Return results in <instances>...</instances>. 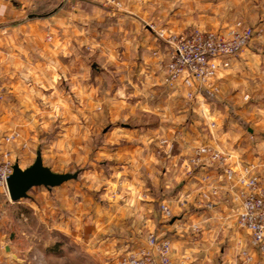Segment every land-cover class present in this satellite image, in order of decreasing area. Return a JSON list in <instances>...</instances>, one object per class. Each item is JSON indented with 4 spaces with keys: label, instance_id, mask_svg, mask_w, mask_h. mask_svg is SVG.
I'll return each mask as SVG.
<instances>
[{
    "label": "rangeland",
    "instance_id": "rangeland-1",
    "mask_svg": "<svg viewBox=\"0 0 264 264\" xmlns=\"http://www.w3.org/2000/svg\"><path fill=\"white\" fill-rule=\"evenodd\" d=\"M211 2L196 10L202 24L177 30L151 25L147 60L136 57L138 49L131 61L125 58L127 35L119 33L70 34V49L28 48L16 52L22 53L19 61L14 50L2 61L0 50V139L20 134L5 149L22 168L40 152L54 172L78 173L57 187H34L17 202L0 188V264L19 263L18 255L23 264H117L126 252L145 247L151 233L169 237L174 259L187 264H226L237 255V240L247 232L234 219L217 222L223 211L201 204L200 180L214 168L206 156L198 166L193 159L209 145L240 162L264 160V0ZM206 15L212 16V28ZM238 24L251 28L252 37L237 54L221 57L230 65L220 66L214 79L190 88L168 84L170 36L199 29L230 38ZM61 37L49 34L46 41ZM95 41L105 49H95ZM113 45L116 49L109 48ZM111 52L115 69L109 59L98 62L99 54ZM239 59L243 66L225 85ZM216 87L215 95L207 94ZM174 102L198 110L179 114ZM147 197L155 227L144 234L131 220ZM163 205L171 208V218ZM134 233L137 240L131 242Z\"/></svg>",
    "mask_w": 264,
    "mask_h": 264
},
{
    "label": "built area",
    "instance_id": "built-area-1",
    "mask_svg": "<svg viewBox=\"0 0 264 264\" xmlns=\"http://www.w3.org/2000/svg\"><path fill=\"white\" fill-rule=\"evenodd\" d=\"M165 34L164 30L160 32L163 38ZM252 34L251 28L241 30L239 24L230 38L199 29L173 34L168 39V84L175 87L183 83L190 88L196 82L209 83L220 66L230 65L229 61L222 63L221 57L240 52ZM217 90L216 87L206 92L213 96ZM193 95V91L189 92V97ZM19 138V133L11 132L0 139V188L7 192L15 160L4 144L18 142ZM195 152L193 163L196 166L206 156L208 165L214 168L200 180L201 204L210 211L222 210V216L216 217L217 222L225 224L227 220L234 219L233 222L248 235L237 240V255L226 264H264V160L240 162L229 151H218L209 145ZM162 208L167 217L173 216L169 206L163 205ZM117 264H187V260L174 259L169 237L151 233L145 247L126 252L119 257Z\"/></svg>",
    "mask_w": 264,
    "mask_h": 264
},
{
    "label": "crops",
    "instance_id": "crops-1",
    "mask_svg": "<svg viewBox=\"0 0 264 264\" xmlns=\"http://www.w3.org/2000/svg\"><path fill=\"white\" fill-rule=\"evenodd\" d=\"M211 1L213 0H0L1 59L3 58L2 61L4 60L8 50H14L13 56L17 61L20 60L22 53L16 52L28 48L33 50L44 49L46 51L48 49L68 50L73 46L71 45V38L68 37L70 34H77L80 38L81 35H87V33L88 35H93L104 32L127 35L121 47L126 52L125 58L130 57L131 61L132 51L138 49L136 57L140 58L141 56L142 59L147 60V55L144 52L147 51V48L153 46L150 38L155 33L152 31L151 25L177 30L185 24H202L203 22L198 20L202 16L197 14L196 10L202 2H205V5L210 3L213 5ZM241 2L245 4L244 0H241ZM206 18V26L212 28L215 24L210 20L212 16L206 15ZM49 34L53 35V37L62 35L61 39L63 40L47 42L46 39ZM11 35H13V43L10 42ZM64 35H67L65 39L63 38ZM10 44H13V47ZM93 44L95 49H105L103 46H99L96 41ZM109 48L116 49V45ZM114 54L111 52L108 57L105 54H99L98 62L102 63V61L105 62V60L108 61L109 59L112 62V67L110 68L115 69L113 63L115 61L117 63V58ZM239 60H235L233 63L235 66L232 71L226 73L228 75L225 76L226 80L223 82L225 85L234 81L233 79L238 75L235 70L236 67L240 69L243 66L242 60ZM0 64L2 65V62ZM105 66L109 68L108 64H105ZM151 79L155 80L153 75L148 78L149 81ZM145 83H147L146 80ZM162 97L164 100V94H162ZM156 98L158 100L161 99L159 97ZM186 103L179 107L174 102V110L179 114L182 113V110L184 113L187 111L192 113L191 111L198 110L197 107L192 108L188 102ZM142 109L145 111L149 110L145 107ZM204 109H206V106H204ZM179 118L182 120L181 116ZM213 144L226 148L225 145H219L215 142ZM182 192L186 193L188 191L184 190ZM145 193L148 195L147 191ZM136 210L138 211L135 214V218L133 217L131 220L132 225L141 226L145 234L147 227H155V225L150 223L152 215L149 212H152L153 209L150 207L148 197L147 202L143 201L140 203ZM226 211H228V208ZM117 221L110 220V225L112 223L114 226L124 224ZM157 226L156 228L162 229V226ZM132 231L137 232L136 229ZM128 237H132L131 242L137 240L134 238L137 237L135 233ZM3 258L6 257L4 256ZM17 259L19 263L14 262V264H23L20 262L21 258L19 255Z\"/></svg>",
    "mask_w": 264,
    "mask_h": 264
},
{
    "label": "water",
    "instance_id": "water-1",
    "mask_svg": "<svg viewBox=\"0 0 264 264\" xmlns=\"http://www.w3.org/2000/svg\"><path fill=\"white\" fill-rule=\"evenodd\" d=\"M78 177V173H56L47 167L39 152L35 162L27 168H22L18 162L13 167V173L8 179V191L13 202L29 196L34 187L45 186L53 188ZM9 250V247H6Z\"/></svg>",
    "mask_w": 264,
    "mask_h": 264
}]
</instances>
